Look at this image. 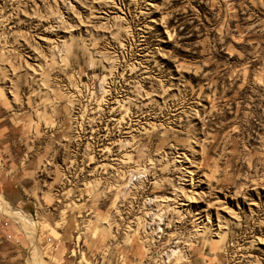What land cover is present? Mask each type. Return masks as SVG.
<instances>
[{"label": "rangeland", "instance_id": "374dc122", "mask_svg": "<svg viewBox=\"0 0 264 264\" xmlns=\"http://www.w3.org/2000/svg\"><path fill=\"white\" fill-rule=\"evenodd\" d=\"M0 264H264V0H0Z\"/></svg>", "mask_w": 264, "mask_h": 264}]
</instances>
